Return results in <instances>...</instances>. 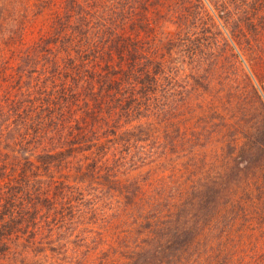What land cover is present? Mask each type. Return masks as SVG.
<instances>
[{
    "label": "rangeland",
    "instance_id": "1",
    "mask_svg": "<svg viewBox=\"0 0 264 264\" xmlns=\"http://www.w3.org/2000/svg\"><path fill=\"white\" fill-rule=\"evenodd\" d=\"M2 188L0 264H264V0H0Z\"/></svg>",
    "mask_w": 264,
    "mask_h": 264
},
{
    "label": "trees",
    "instance_id": "2",
    "mask_svg": "<svg viewBox=\"0 0 264 264\" xmlns=\"http://www.w3.org/2000/svg\"><path fill=\"white\" fill-rule=\"evenodd\" d=\"M248 123H250L249 125H254L255 124V117H254V119L252 120V121H250V122H248ZM256 129L257 130H259L260 129V126H257L256 127ZM248 138H250V136H249V134H248V136H247ZM13 189V188H12ZM21 189V188H20ZM5 194V192H3V188L2 189H0V197L1 198H3V201H4V195ZM1 203V202H0ZM1 205V204H0ZM1 212H2V209H1ZM0 212V213H1ZM3 214H5V213H2L1 214V216H0V220H1V218L3 217ZM2 221V223H0V239H4L3 237H1V235H2V233H3V235H4V231H6V229H7V223L4 221V220H1Z\"/></svg>",
    "mask_w": 264,
    "mask_h": 264
}]
</instances>
